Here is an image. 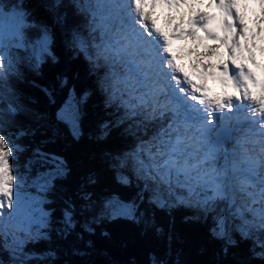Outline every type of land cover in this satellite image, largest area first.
Returning a JSON list of instances; mask_svg holds the SVG:
<instances>
[{
  "label": "trees",
  "instance_id": "obj_1",
  "mask_svg": "<svg viewBox=\"0 0 264 264\" xmlns=\"http://www.w3.org/2000/svg\"><path fill=\"white\" fill-rule=\"evenodd\" d=\"M52 2L59 4L55 15L64 16V30L72 29L71 42L68 46L56 47L54 56L46 57L39 69L26 71L20 85V101L45 114L48 123L55 125L54 142L39 133L33 138L31 128L13 122L0 128V143L11 171L17 176L41 175L37 166L29 163L38 147L62 156L66 173L52 181L45 193L50 222L43 233L29 232V237L21 239L25 241L16 250L19 257L14 261L10 253L15 249L7 244L13 235L19 238V232L0 230V261L3 264H18L17 261L19 264H82L85 257L79 253L83 252L92 253L104 264H247L252 255L250 249L256 243H264V208L249 202L242 193L234 196L233 203L226 195L212 196L197 183H189V177H175L169 184L162 176L155 178L151 169L145 178L136 176L130 156L138 154L143 120L135 117L129 103L118 107L106 100V95L109 97L103 93L106 89L103 84L107 81L105 72L94 69L84 59L76 34L86 32L90 38L95 35L97 42L102 39L98 28L96 33L86 29L79 11L80 2ZM49 22L59 28L58 22ZM109 70L122 73L116 65H111ZM121 88V98L129 102L131 91L126 86ZM70 93L81 99L78 139L67 123L55 119V113ZM14 107H17L15 102L6 110L10 113ZM145 121L148 123V119H144V124ZM41 139H48V143L41 144ZM113 194L132 205L135 219L124 215L112 220L108 215H99L103 199ZM175 195L187 197L172 198ZM68 214L72 215V225L66 219ZM221 224L225 229L223 237L219 235ZM243 232L250 239L243 240ZM229 234L236 245L228 242ZM169 235L172 237L170 248ZM225 247L228 252L224 251ZM254 250L259 252L264 248Z\"/></svg>",
  "mask_w": 264,
  "mask_h": 264
},
{
  "label": "rangeland",
  "instance_id": "obj_2",
  "mask_svg": "<svg viewBox=\"0 0 264 264\" xmlns=\"http://www.w3.org/2000/svg\"><path fill=\"white\" fill-rule=\"evenodd\" d=\"M98 1L101 3V8L103 9L106 20L110 23H116L114 21L115 16H120L121 18L123 15H127L129 13L128 8L130 6L128 3L127 8V6L125 5L126 0ZM191 1L192 2L190 3L189 9H193L197 6L199 9L205 10L208 5H214L217 1L221 0ZM224 2L227 8V12L230 14L234 13L238 21H241L243 15L247 10L253 9L255 10L256 17L253 18L252 21L255 24L261 25V27L264 26V0H224ZM123 6H125V8ZM120 18H117V25H113L110 34L104 36L110 47L111 43L115 46V42L122 43L127 41L125 31L128 28L130 29L132 21L126 23V21H124L122 17L121 19H123L124 23H119ZM127 25H129L128 28H126ZM90 29L94 30L95 27L90 26ZM76 37L79 38V33L76 34ZM118 48L122 49L121 47ZM101 49L106 51L112 50L111 48L108 49L107 45L101 47ZM113 49L115 50L114 47ZM6 58L7 55H5L4 57H0V65L3 61L5 63L7 62ZM132 59V55L129 54L127 61L130 67H134ZM132 73L133 75L129 76L126 81L137 80L140 83V85H138L137 87V93L140 95V97H142V94L144 92V89L142 88H144L143 85L145 82V76L140 74L136 69H134ZM153 79L154 78L149 79V90H153V87L155 86L152 83ZM140 88L142 89V92L139 91ZM149 90L146 91L148 96L150 95L148 94L150 93L148 92ZM66 102L63 105L62 117L64 120L67 121V125L72 130V132H77L79 127V119L77 122V109L80 117L81 99H78L75 95L70 93ZM168 111L167 113L163 112V114L161 115L159 113V115L156 114V117H154V120H152V122L150 123L149 128L145 129L144 136H142V139L146 143V148L149 149V147H151L153 152L158 150L157 155H163L165 153L168 155L169 153L168 148L163 143L164 141H171L169 138L171 124L169 121ZM0 142H2V140H0ZM2 147L3 143H0V230L5 232L7 229H12L16 233L19 232V238H17L18 236L14 237V235H11L13 237L11 240L8 237V242L10 240L11 243L9 242V244H7V246L11 247V249H15V252L13 251L10 254L13 257H19L16 253V250L21 249L23 246V241H25H21V239H26V236L29 237V232H31L32 234L43 233L42 230L47 227L48 223L50 222L51 214L50 211H48L46 208L48 200L45 193L49 190L52 180L50 175L42 174L33 178H29L27 175L23 176L22 174L20 176H17L11 171L10 164L7 162L8 159L6 160V153H3L1 150ZM238 148H241V145H238ZM237 153L235 157L242 156L241 152L238 156ZM254 153L258 154L256 150H254ZM130 158L135 160L133 154H131ZM161 159L163 162L164 159L162 157ZM183 160L187 161V163L184 162L186 163L184 169L185 171L187 169V171L191 172L190 177H193V179H197L200 183L204 181V185L207 186L206 184H209L210 182V174L208 173V167H200V165L196 161L197 157H192L191 160L188 161L187 157L185 156ZM148 164L150 165V162H148ZM192 165L197 166L198 169H194L193 171H191L190 167ZM135 166L140 168L143 173H146L145 168L140 165V163L137 162V165ZM161 168L162 169L159 170L158 165L155 171L160 172V174L165 175L167 177L169 174L167 173V171H165L166 169L164 170L163 166H161ZM222 172L224 175L221 181L216 182L215 185L212 182L210 183V185L213 186L215 192L223 193L230 189L232 193H235L238 190L237 187L239 188L240 186H243L245 188L251 186L254 188V190H256L255 195L251 193V190L241 189L240 191L247 192V197L249 198V201H257L261 203L264 202V168L260 170V172H257L256 176L252 173H249L248 169H244V167H240L239 165L234 166V169L232 167L230 172L226 169H223ZM202 173L205 174L204 178L201 177ZM259 175H261L262 178H259ZM59 176L61 175L57 174V177ZM116 211L123 213H128L129 211L132 212V205L120 201L119 206L116 207ZM66 219L68 221V224L71 222L70 225H72V215L68 214L66 216ZM22 232H25V234ZM15 263L19 264L21 262L17 261Z\"/></svg>",
  "mask_w": 264,
  "mask_h": 264
},
{
  "label": "snow or ice",
  "instance_id": "obj_3",
  "mask_svg": "<svg viewBox=\"0 0 264 264\" xmlns=\"http://www.w3.org/2000/svg\"><path fill=\"white\" fill-rule=\"evenodd\" d=\"M58 7L59 4H54L52 0H0V57L7 55L10 69L0 74V128L13 122L20 123L32 129L33 138H36L39 133L41 137H48L53 142L56 136L55 125L48 123L45 114L21 103L20 85L25 80L26 71L39 69L46 57L54 55L56 47L68 46L71 42L72 29L66 32L64 16L57 18L55 15ZM50 20L58 22L59 28L50 23ZM21 53L26 55L21 56ZM13 102L17 107L12 108L9 113L6 109L11 107ZM62 113L63 107L57 110L55 119L57 122L66 124L67 121L63 119ZM78 119L77 109V122ZM73 136L78 139L79 133L74 131ZM39 142L47 144L48 139H41ZM29 163L37 166L39 174L50 175L52 181L57 179V174L63 176L66 173L64 158L55 152H49L46 148H35ZM40 170L43 171L40 172ZM124 182L127 183L126 180ZM92 183L95 184V180ZM119 204V198L114 194L104 198L99 208V215L101 217L108 215L112 220L124 215H127L128 219H135V214L131 211L117 212L116 207ZM91 207L89 205L90 210ZM88 230L91 231V229ZM213 231L215 232V229ZM219 235L221 237L225 235L223 224L220 226ZM242 239H250L247 232L242 233ZM168 240L170 248L171 235ZM228 242L237 244L230 234ZM255 247L264 248V243H256L250 249L252 255L248 257L247 264H264V251L257 252L254 250ZM3 250L6 251V249ZM224 251L228 252V248L225 247ZM79 255L85 257L82 264H104L99 258L93 257L92 253L81 252ZM15 259L16 257H11L12 261ZM0 264H3V261H0Z\"/></svg>",
  "mask_w": 264,
  "mask_h": 264
},
{
  "label": "bare ground",
  "instance_id": "obj_4",
  "mask_svg": "<svg viewBox=\"0 0 264 264\" xmlns=\"http://www.w3.org/2000/svg\"><path fill=\"white\" fill-rule=\"evenodd\" d=\"M153 3L154 4H157V3L161 4V6H163V10H165L166 6L169 8L172 7L174 9L172 13L169 11H167V12L164 11L163 17L177 28L182 23L181 18L185 19L187 17L188 8H189L188 6L190 3V0H185L182 3H178L177 0H157V1L154 0ZM126 4H128V1H126ZM144 5H145V2L143 4V6H141V8L142 7L144 8ZM140 10H142V9H140ZM171 14H173L174 16L177 17V21L171 20V18H173ZM87 15H89V16H87ZM145 15L148 16V13H145ZM201 15H202L201 20L205 21V24L203 27L200 28V32H199L200 35L198 37V40L196 41L197 44L195 45V47L193 49V52H195L194 59L199 55L206 54V48H208L207 51L212 52L211 54H207V55L210 57V61L213 64H218L221 61L229 59V57L232 55L233 46L238 43L237 39L241 34V26L243 27V24L239 25L237 29H232L231 27H228V24L230 21L231 22H232V20L236 21V17H235V14H230L227 12V8L225 6L224 0L217 1L214 5H208L206 10ZM89 17H90V13L85 14L84 20L88 19ZM169 17H170V19H169ZM99 20L101 22H104V19L99 18ZM106 24H110V23H106ZM104 27H105V25H104ZM260 40H261V38L259 37L257 39V41H260ZM247 44L253 45L252 40H249ZM147 49H149V48L147 47ZM152 66L153 67L156 66V68H158V66L156 64L155 65L152 64ZM152 71H153V69L150 68L149 75L152 74ZM165 104L167 105L166 100H165ZM254 122H256V121H254ZM256 124H257V122H256ZM237 130H241V129H237ZM235 136L240 141L241 144L248 147V149L247 150L245 149V151H244V153L248 156V158L254 159V156H252V154H256V153H254L256 146L252 144V141L249 140L248 137L246 138L245 135H240V138H239V134L237 133V135H235ZM234 140H235L234 138L230 139V141H229L230 147H233V148L236 147L234 144H237V143H234ZM248 150H249V152H248ZM133 155L136 157L135 160H133L131 158L130 159H131L132 164L135 166V165H137L136 159L138 160L139 157L135 154H133ZM256 156L260 157L259 154H256ZM226 159H228L227 155H226ZM260 161H261L260 166L252 167L250 165L251 163L249 164L250 171L253 172L254 174H256L255 170H258L262 167V159H260ZM135 169H137V167H135ZM137 171H139V170H137ZM139 174H140V172H139ZM140 176H141V174H140ZM258 177L262 178L261 175H259ZM256 179H258V178H256ZM167 182L169 184L170 183L172 184V182H169V181H167ZM255 192H256V190H255ZM247 199L249 201L248 197H247ZM249 202H252V201H249Z\"/></svg>",
  "mask_w": 264,
  "mask_h": 264
}]
</instances>
